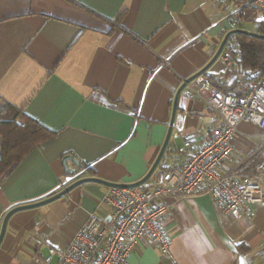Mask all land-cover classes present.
Here are the masks:
<instances>
[{
    "label": "crops",
    "instance_id": "crops-1",
    "mask_svg": "<svg viewBox=\"0 0 264 264\" xmlns=\"http://www.w3.org/2000/svg\"><path fill=\"white\" fill-rule=\"evenodd\" d=\"M237 3L0 0V98L56 132L0 183V229L6 210L77 180L138 182L168 131L159 163L144 182L149 188L184 164L186 140L208 142L220 125L217 114L189 86L176 94L205 67L201 75L220 90L240 80L239 34H231L222 49L235 38L234 66L211 62L228 32L246 30L231 27ZM232 144L231 173L252 175L264 162L263 130L242 121ZM65 156L82 169L68 161L71 175H79L59 189ZM260 185L264 189V179ZM108 188L82 183L59 199L13 213L0 242V264H45L48 248L65 249L90 214L107 221L102 197ZM160 203L167 207L160 228L169 238L168 254L144 239L126 264H264V202L250 206V217L223 214L203 186L187 197L166 195Z\"/></svg>",
    "mask_w": 264,
    "mask_h": 264
},
{
    "label": "built area",
    "instance_id": "built-area-1",
    "mask_svg": "<svg viewBox=\"0 0 264 264\" xmlns=\"http://www.w3.org/2000/svg\"><path fill=\"white\" fill-rule=\"evenodd\" d=\"M232 28L250 24L256 29L264 24V0H238L233 12ZM218 56L226 68L234 66L232 52L235 38ZM233 42V43H232ZM218 116L220 125L211 139L201 145L184 142V164L167 170L161 176L162 185L149 188L145 183L134 187H109L102 197L109 210L107 221L90 214L74 233L63 250L49 247L41 262L49 264H126L127 257L144 239L152 240L162 254L169 252V238L160 224L167 215V207L160 203L166 195L187 197L205 186L207 194L223 214L235 211L250 217V206L264 202V162L256 165L252 175L235 176L229 162L237 125L244 121L264 132V71L260 76L243 70L240 80L228 91L200 75L190 85Z\"/></svg>",
    "mask_w": 264,
    "mask_h": 264
},
{
    "label": "trees",
    "instance_id": "trees-1",
    "mask_svg": "<svg viewBox=\"0 0 264 264\" xmlns=\"http://www.w3.org/2000/svg\"><path fill=\"white\" fill-rule=\"evenodd\" d=\"M264 37V24L252 30ZM242 70H250L255 77L264 71V39L237 36ZM56 132L29 118L23 107H15L0 98V183L40 144L52 139Z\"/></svg>",
    "mask_w": 264,
    "mask_h": 264
},
{
    "label": "water",
    "instance_id": "water-1",
    "mask_svg": "<svg viewBox=\"0 0 264 264\" xmlns=\"http://www.w3.org/2000/svg\"><path fill=\"white\" fill-rule=\"evenodd\" d=\"M231 34H243V35H246V36H249V37H254V38H259V39H264L263 36H260L256 33H252V32H247V31H241V30H235V31H231V32H228L225 37L223 38L216 54L214 55V57L212 58L211 62L215 61L218 56L220 55L222 49H223V46L227 40V38L231 35ZM210 62V63H211ZM206 69V67L204 69H202L201 71H199L198 73L194 74L193 76H191L190 78L186 79L183 84L180 86V88L178 89L177 91V94L176 96L181 92V90L185 87H188L191 83V81L200 76L204 70ZM169 133L170 131H168L167 133V136L165 138V141L161 147V150H160V153L159 155L157 156L155 162L153 163V165L151 166V168L149 169V171L147 172V174L141 179L139 180L138 182L136 183H133V184H129V185H122V184H113V183H108V182H105L103 180H100L98 178H83V179H80V180H77L73 183H71L70 185H68L65 189H63L62 191H60L59 193L57 194H54L50 197H47L46 196H43L40 200L38 201H35V202H28V203H24V204H19V205H16L14 206L13 208L11 209H8L4 212L3 214V220H2V224H1V229H0V242H1V239L3 237V234H4V231H5V225H6V222L8 220V218L15 212L17 211H22V210H27V209H33V208H36V207H39L41 205H44V204H47L49 202H52L56 199H59L60 197H62L63 195L67 194L70 190H72L73 188H75L76 186L82 184V183H86V182H96V183H99V184H102V185H105V186H108V187H134V186H137V185H140L142 183H144L149 177L150 175L153 173L154 169L156 168L157 164L159 163V160L162 156V153L166 147V144L168 142V139H169ZM70 161L72 163H74L78 168L82 169V165L75 159L73 158L72 156H65L62 158V164H63V167H64V172L66 174V178L63 182V184H61V186H59V189L61 187H63L64 185H66L67 183H69L70 181H72L75 177H77L79 174H74V175H71V172L67 166V162Z\"/></svg>",
    "mask_w": 264,
    "mask_h": 264
},
{
    "label": "rangeland",
    "instance_id": "rangeland-1",
    "mask_svg": "<svg viewBox=\"0 0 264 264\" xmlns=\"http://www.w3.org/2000/svg\"><path fill=\"white\" fill-rule=\"evenodd\" d=\"M245 28H246L245 31L252 32V27H251L250 24H247V25L245 26ZM252 33H253V32H252Z\"/></svg>",
    "mask_w": 264,
    "mask_h": 264
}]
</instances>
